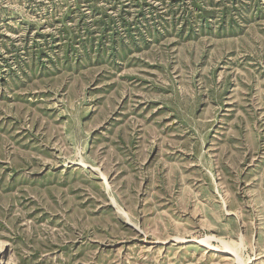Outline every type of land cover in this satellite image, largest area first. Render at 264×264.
I'll list each match as a JSON object with an SVG mask.
<instances>
[{"label":"rangeland","instance_id":"374dc122","mask_svg":"<svg viewBox=\"0 0 264 264\" xmlns=\"http://www.w3.org/2000/svg\"><path fill=\"white\" fill-rule=\"evenodd\" d=\"M197 2L0 0V264H264V0Z\"/></svg>","mask_w":264,"mask_h":264},{"label":"trees","instance_id":"16d2710c","mask_svg":"<svg viewBox=\"0 0 264 264\" xmlns=\"http://www.w3.org/2000/svg\"><path fill=\"white\" fill-rule=\"evenodd\" d=\"M210 1H212V0H210ZM224 1H226V0H224ZM192 5H193V8L192 9H189L188 11H187V15L188 16H191V15H195L196 17H198L199 18V21L200 22H202L203 24H204V26H205V23H208V20H207V18H208V16L211 14V11H209V10H206L204 7H201V5L199 4V2H197V0H192ZM227 14H228V10L227 9H225L224 11H223V14H222V20L223 21H225V17L227 16ZM191 19H192V17H185V19H184V24H185V26L186 25H190L191 26V24H188L190 21H191ZM97 21H99V20H97ZM231 21V24H233V22L234 21H232V20H230ZM101 22H102V20H101ZM104 24V23H103ZM123 25L126 27V29H128L129 27H128V25L126 24V23H124L123 22ZM105 28H108L109 26L107 25V23L105 24ZM206 27H208V26H206ZM232 27V26H231ZM88 42H89V40H88ZM110 42H112V43H115V42H117L116 41V38L115 37H113V39L110 41ZM121 43V42H120ZM119 43V45L120 46H124V43L122 42L121 44ZM71 43H67V44H65V47H64V51H65V53L67 54H69V50H71V45H70ZM83 46H86L85 45V43H83ZM100 49V48H99ZM98 49V50H99ZM121 49H123L124 50V48H121ZM99 52V51H98ZM124 52V51H123Z\"/></svg>","mask_w":264,"mask_h":264}]
</instances>
